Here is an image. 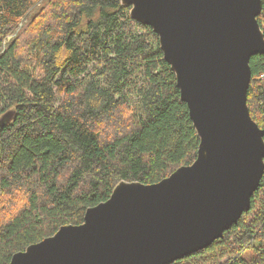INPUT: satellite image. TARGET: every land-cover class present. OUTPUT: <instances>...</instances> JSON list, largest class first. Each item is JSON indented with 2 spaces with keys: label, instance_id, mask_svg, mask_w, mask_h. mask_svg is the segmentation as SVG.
I'll list each match as a JSON object with an SVG mask.
<instances>
[{
  "label": "trees",
  "instance_id": "trees-1",
  "mask_svg": "<svg viewBox=\"0 0 264 264\" xmlns=\"http://www.w3.org/2000/svg\"><path fill=\"white\" fill-rule=\"evenodd\" d=\"M39 1L0 0V264L82 224L120 182L191 165L199 148L158 36L130 7L49 0L6 44ZM249 63L246 105L264 130V54ZM259 186L221 239L172 264H264V173Z\"/></svg>",
  "mask_w": 264,
  "mask_h": 264
},
{
  "label": "water",
  "instance_id": "water-1",
  "mask_svg": "<svg viewBox=\"0 0 264 264\" xmlns=\"http://www.w3.org/2000/svg\"><path fill=\"white\" fill-rule=\"evenodd\" d=\"M158 36L199 138L195 161L162 181L120 182L83 223L8 264H172L223 237L260 187L264 130L251 119L250 58L264 54L261 0H120Z\"/></svg>",
  "mask_w": 264,
  "mask_h": 264
},
{
  "label": "rangeland",
  "instance_id": "rangeland-1",
  "mask_svg": "<svg viewBox=\"0 0 264 264\" xmlns=\"http://www.w3.org/2000/svg\"><path fill=\"white\" fill-rule=\"evenodd\" d=\"M49 0H40L38 3L34 4V8L31 10V12L24 17V20L21 21V23L19 24L16 32L14 34H11L7 39H6V44L11 42L14 38H16L17 36L22 37L26 32L27 29H25V27L27 26V24L29 23L28 21L30 20V17L36 12L38 13L39 10L43 7H46L48 4ZM35 13V14H36ZM29 37V36H28ZM27 37V38H28ZM1 206V205H0Z\"/></svg>",
  "mask_w": 264,
  "mask_h": 264
}]
</instances>
